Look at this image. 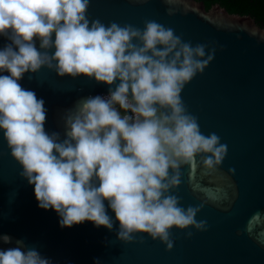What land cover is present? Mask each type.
<instances>
[{
  "label": "clouds",
  "instance_id": "obj_1",
  "mask_svg": "<svg viewBox=\"0 0 264 264\" xmlns=\"http://www.w3.org/2000/svg\"><path fill=\"white\" fill-rule=\"evenodd\" d=\"M89 3L0 0V36L9 41L0 49V73H7L0 75V132L38 207L52 209L61 228L89 221L112 230L115 222L118 241L143 233L171 250V229L206 230L195 219L199 207L185 209L169 194L181 167L199 156L214 170L227 151L216 133L201 132L181 98L215 49L206 53V45L184 42L155 20L143 29L89 20ZM42 68L108 86L107 96L86 97L65 114L63 139L45 131L44 101L19 83ZM0 242L13 244L8 235ZM0 264L52 262L15 240L0 250Z\"/></svg>",
  "mask_w": 264,
  "mask_h": 264
},
{
  "label": "water",
  "instance_id": "obj_2",
  "mask_svg": "<svg viewBox=\"0 0 264 264\" xmlns=\"http://www.w3.org/2000/svg\"><path fill=\"white\" fill-rule=\"evenodd\" d=\"M87 16L140 29L155 20L184 42L206 45V53L215 49L181 98L201 132H214L227 145L226 155L214 170L199 156L182 166L180 184L169 193L185 209L199 207L195 219L205 221L206 230L171 229L173 247L166 250L143 233L130 243L118 241L115 222L112 230L89 221L61 228L52 209L38 207L34 186L20 175L0 132V236L13 240L0 242V250L23 240L52 264H264V28L248 15L230 14L218 4L206 10L196 0H90ZM7 43L0 36V49ZM19 83L44 101L45 131L61 139L66 113L86 97L108 95L104 84L58 77L47 68L25 73ZM105 207L114 219L107 202Z\"/></svg>",
  "mask_w": 264,
  "mask_h": 264
},
{
  "label": "trees",
  "instance_id": "obj_3",
  "mask_svg": "<svg viewBox=\"0 0 264 264\" xmlns=\"http://www.w3.org/2000/svg\"><path fill=\"white\" fill-rule=\"evenodd\" d=\"M208 10L218 4L230 14L248 15L264 28V0H197Z\"/></svg>",
  "mask_w": 264,
  "mask_h": 264
},
{
  "label": "flooded vegetation",
  "instance_id": "obj_4",
  "mask_svg": "<svg viewBox=\"0 0 264 264\" xmlns=\"http://www.w3.org/2000/svg\"><path fill=\"white\" fill-rule=\"evenodd\" d=\"M197 1V0H196ZM197 2H200V3H202V4H204L203 2H201V1H197ZM214 5V4H213ZM205 6V5H204ZM220 6V5H219ZM221 7V6H220ZM254 20V19H253ZM255 21V20H254ZM256 23V22H255ZM257 24V23H256ZM258 25V24H257ZM258 26H260V25H258ZM260 27H262V26H260Z\"/></svg>",
  "mask_w": 264,
  "mask_h": 264
}]
</instances>
